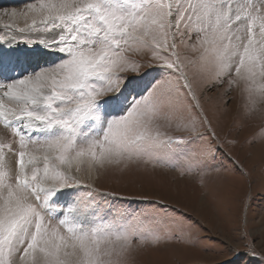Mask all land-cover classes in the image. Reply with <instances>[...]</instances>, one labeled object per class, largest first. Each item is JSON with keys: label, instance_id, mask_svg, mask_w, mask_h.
I'll use <instances>...</instances> for the list:
<instances>
[{"label": "snow or ice", "instance_id": "snow-or-ice-1", "mask_svg": "<svg viewBox=\"0 0 264 264\" xmlns=\"http://www.w3.org/2000/svg\"><path fill=\"white\" fill-rule=\"evenodd\" d=\"M5 17L0 264H130L181 222L161 201L116 207L108 198L126 197L90 181L133 165L219 172L210 160L233 159L224 143L236 141H219L199 92L241 87L249 115L264 104V0H36ZM242 238L243 250L224 243L264 264V246Z\"/></svg>", "mask_w": 264, "mask_h": 264}, {"label": "rangeland", "instance_id": "rangeland-1", "mask_svg": "<svg viewBox=\"0 0 264 264\" xmlns=\"http://www.w3.org/2000/svg\"><path fill=\"white\" fill-rule=\"evenodd\" d=\"M33 2L36 0H0V11L20 10ZM5 22H10L7 17L0 25ZM17 23L23 26L24 21ZM6 31L0 26V34ZM17 50L26 53L30 46L21 44ZM148 56L150 53H145V58ZM46 59L51 57L37 55L33 62L42 64ZM225 87L199 92L204 113L219 141H236L224 143V149L233 159L221 152L210 160V165L219 168V172L133 165L128 169L103 170L90 181L101 192L126 197L117 200L109 197V202L116 207L135 212L155 211L159 205L149 201H161L170 206L169 210L181 222L170 226L171 237L159 245L146 244L135 251L130 264H221L228 258L232 264H241L243 260L256 264L243 254L234 257L224 241L243 250L246 241L242 237L246 233L258 248L264 246V138L260 137L264 129V104L258 103L257 110L249 115L245 108L247 94L241 87H234L221 96ZM229 98L230 102L225 103ZM199 131L210 139L207 127ZM0 136L11 138L2 126ZM15 159L12 157L13 165Z\"/></svg>", "mask_w": 264, "mask_h": 264}, {"label": "bare ground", "instance_id": "bare-ground-1", "mask_svg": "<svg viewBox=\"0 0 264 264\" xmlns=\"http://www.w3.org/2000/svg\"><path fill=\"white\" fill-rule=\"evenodd\" d=\"M18 52H19L20 54H23V53H21L20 51L17 50V53H18ZM38 57H39V56H38ZM40 57H41V56H40ZM38 59H40V58H38ZM35 61H36V60H35Z\"/></svg>", "mask_w": 264, "mask_h": 264}]
</instances>
